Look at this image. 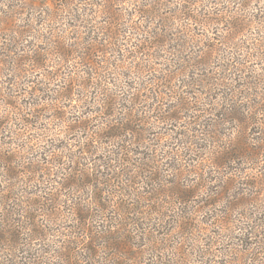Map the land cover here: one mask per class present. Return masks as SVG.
<instances>
[{
	"label": "rangeland",
	"instance_id": "1",
	"mask_svg": "<svg viewBox=\"0 0 264 264\" xmlns=\"http://www.w3.org/2000/svg\"><path fill=\"white\" fill-rule=\"evenodd\" d=\"M0 1L10 5L15 3L22 4L20 0ZM34 1L39 3V5H34L35 8L26 6L25 12L28 10L31 18L35 16L33 14H36L41 22L38 25V35L41 34L46 38L51 36L49 27H55L57 21L47 20V22L44 23V19L49 17L50 14L58 13L61 24L58 23L56 27L60 25L61 28L64 29H69V26H74L76 24H80L82 27V25L87 23H81L78 20H89V30H85L83 27V29L75 27L73 29V33H75L74 36L80 34V37H85L87 34L82 31H87L88 33V31L91 32L90 28H94L93 30H95V32L91 37L93 36L97 40L98 45L96 46H99V43L103 44L100 48L107 51L104 55L100 54L101 57H98L97 60L100 62L103 61L102 63L105 64V74H110L112 79H107V81L103 78L98 79L96 83L104 89L103 91H93V88L88 87L91 97L89 99L90 103L86 107L87 113L85 114L88 115L100 110L105 111V106H102L100 102H102L103 98L107 97L108 99H112L113 104H115H111L108 111L106 110L107 113L111 114V117L105 115L102 116L103 118L101 119L98 118V121H94V125H92L93 128L105 131L109 128H107L106 123H103V121L109 122L110 120V124L114 125L111 133L115 132L116 134H121L122 130L118 129V125L114 123L120 119L127 127L135 128L136 133H134V135L126 134V136H123L121 139L119 137L106 138L104 141L109 142H100L99 151L93 154L90 159L82 160L84 163L82 168L89 174L87 180H83L82 184H86L88 181L96 178L98 179L100 176L103 177V182L110 180V182L116 184L119 180L120 185H122L121 178H134V182H137V184L132 188V193H135L134 198H136V204L131 205L130 202L132 201H128V199L122 195L120 197L114 196V204L124 203L130 205L126 208L124 216H120L117 215L119 214L118 212L117 214L110 212L112 209H109L107 212H102L99 208L97 209L91 199V197L95 196V192L91 191L90 188L84 189L83 192L75 196L72 194L71 197L68 196V191H62L63 202H61V205H57L58 213L55 222H51L45 216L39 218L40 222L47 225L50 230V234L47 235V238L40 241L33 238L34 236L31 235L30 229L27 228L29 225L26 226L27 229H21V226L25 224L26 221L24 216L16 215L13 216L12 219H3V211H6V209L19 210L20 213L28 210L31 211V214L37 215L34 208L30 207L25 201L28 200L27 193L38 192L40 190V183H37L39 184L38 187H36V185L31 186L30 184L26 185L25 183H20L16 185L17 189L6 191L7 186L5 182H3L5 178H1V180H3L0 181V199L3 195L10 194L14 196L15 193H19L20 199L12 202L13 204H0V233H4L9 240L7 230H12L15 234L20 235L21 233L19 237L22 239L17 245L16 250L12 252L14 254H11L9 251V246L6 248V246L0 244V264H69L58 256L60 253L58 254L56 250H59L64 245L62 242L68 239L67 236H71L70 239H73V236L84 233L75 228L76 223L73 221L75 216L71 210L73 207V200L80 201L87 206L92 205L91 214L93 218H89V222L98 226V230H109L111 226V230L114 231V228L119 227L125 235L132 238V245L136 252L135 255L137 252L142 251V254L138 253L136 259L144 260L143 264H252V261L245 262L242 258L237 259L235 257L237 253L247 251L246 249L248 248L245 241L247 239L245 226L249 227L253 222L254 226H256L257 236L253 235L251 238V235H249V243L252 241L255 243L259 239L264 238V162L262 159L256 158L249 164H240L239 167L244 168V170L239 174L244 175V172H246L245 177H243L246 178L245 180H248L251 185L255 186H234L231 194H226V197L223 198L224 194H222V188L220 186L224 185L226 179L223 178L229 175L228 173L232 171L235 166L230 165L227 170L222 169L221 171H224V173L220 174L221 172H216L215 168L210 166V161H212L211 158L213 156L218 155L217 150L220 152L219 147L226 141L223 136L224 134L234 141L239 137L237 129L238 123L233 122V114L225 109L230 108V106L224 104L222 110L218 111L220 115L218 118L210 116L207 120V123L210 125L214 122L212 119H229L230 123L223 126L222 130L219 129L215 133L218 137H222L223 141L219 140L215 142V140H212L210 137L202 136L201 133H198L201 138L203 137V139L198 137L196 139L200 142L199 149H197L196 146L188 145L190 149L187 151H181L182 144L178 139H173V137H175V135L178 136L176 131L181 132V130H186L183 128V121L188 125V114L193 115L195 113L192 114L190 110L184 109L183 111L188 116V119L176 120L170 118V120H168V118L164 116V108H173V106L178 103L186 108H190L193 104L187 103V100H185L186 94L183 95V93L187 91L193 96H197V93H199L197 90L207 92L206 98L212 103L217 104L215 105L216 108L221 107L218 105V101L221 99V94L225 89L222 87L221 89L217 88L214 90L211 89V87H205L209 78L213 77V74H220V72H225L230 78H233V80L229 82H232L237 90H241L243 94H247L250 97L249 100L242 102L243 105L247 106L246 109L250 106L254 109H259L261 107V104L264 103V59L262 60L255 55L254 57L252 56L253 60H249L248 57L247 62H244L242 65L238 63L235 64V61L237 57L244 58V56H250L242 49L245 48V46L251 47L253 41L257 42L260 40L259 43L264 47V22H252V19L264 20V0H253V3L248 6V9L243 13L248 15V18L245 17L248 21L241 23L242 31L236 35L227 33L231 20L224 23V26L220 24L211 27L195 24L193 22L192 28H196L194 33L198 36V44L190 42V39L184 41L183 30L180 26L182 21H173L171 17L170 12L174 10L173 5L168 4V7H165L166 9H160L161 7H159L160 10L156 9L157 12L153 10V12H155L154 14H157L154 18L159 19V22L154 20L153 24L150 22L146 23L142 20L143 18L137 19L134 17L138 20V23L153 27V29L157 27V24L160 25L164 18H168L171 22L170 24L175 22L172 30L166 31L163 27V36L154 40L157 44L162 45L163 42H165V46L163 45L161 48L152 49L151 51L154 57L149 56L146 59L145 56L141 58L142 55L136 52L137 49L130 42L127 48L132 50L130 51L132 52L131 55L136 56L128 59L125 55L126 52L122 50L120 46L118 48L114 45L110 46L109 42L103 38L106 37L108 32L111 31V28H113L108 23V16H116L115 18L118 17L124 21L123 18L125 15L120 11L125 7L134 8L132 5L122 3L117 7L114 3L109 4L110 0H71L69 5H66V1L63 0ZM106 1L108 2L106 3ZM117 1L118 0H115V3H117ZM138 1L139 3L142 1L143 4H148L149 0ZM143 4H140V6ZM226 6L224 8H227ZM212 7L215 8L214 6ZM216 8L219 9L220 7L216 6ZM0 9L3 11L8 8L0 5ZM61 9L63 12H61ZM144 9L146 10L147 8ZM112 12L113 14H111ZM172 16H174V14H172ZM30 22L32 21H29V23ZM23 24L25 23L21 22L15 24V26ZM97 27L100 29L98 32L96 31ZM76 30L78 31L75 32ZM167 34L168 37H166ZM227 34L228 37H226ZM26 37L33 43L39 45L40 48L43 49L46 47L45 42H41L38 38ZM181 42L186 43L185 45H187V48L179 46ZM206 42L207 44H215L216 48H219L218 52L214 53L212 57L202 56L207 49L206 46H204ZM244 50L246 51L247 49L245 48ZM0 51H3L1 43ZM249 51L251 50H248V52ZM254 53L257 52L254 51ZM261 53L262 52L257 54ZM232 56L237 57L232 58ZM182 58H184L185 61L182 60ZM226 63L232 64L227 65L228 67L231 66L230 69L226 68ZM144 64H146L147 67H145ZM236 67L243 69V71L248 69L250 73L237 72ZM178 69H182V71L186 70L185 73H183L186 74L183 80H186L187 87H184L185 83H180L178 78L175 80L172 79L171 83L166 85L167 87H163L160 82L158 83L159 78L164 79V77H162L163 73L169 74V70L176 71ZM87 71H90L89 67L79 68L81 78H88ZM258 73L263 75H257ZM118 74L120 75L118 76ZM38 76V78L42 77L40 74ZM81 78L75 75V82ZM198 80L201 82L203 81V83L198 82ZM92 81L95 80L93 79ZM56 84L57 82H55V85ZM173 85H176V89L179 93H182L180 100H178L177 94L170 87ZM246 85H248L249 88ZM52 89H58V86H54L53 83ZM48 94L53 97L61 96V92L60 94H56L54 90L49 91ZM74 98L75 100L71 99L64 101V104L67 106L65 107L66 109H62L61 112L65 115V113L69 111L67 113L68 115L66 114L67 120L65 121H69L68 117H71L69 114L73 111V107L80 104L79 98L77 96ZM188 102H190V100H188ZM50 103L53 105H49V109L50 107L54 108V106H57L59 102L52 103L50 101ZM252 111L247 114L251 118V123H255L251 125V134H253L257 141L253 146H257L259 149V146L263 143L261 142L263 134L260 132L262 129H260L257 123L258 120L264 122V119H262L264 116L255 117L254 111ZM181 113L183 112L177 110L174 114H178L179 117ZM46 116L50 119L54 117L52 112H47ZM127 116H129L132 121L124 119L127 118ZM92 119L91 117V119L87 121ZM55 120L56 119L53 118L52 120L42 121V124L46 128H50L51 136H49V138H56L55 141L51 142V145L46 141L40 143V146H44L46 149H48V145L50 146L49 150L52 152L54 151V154L52 153V158L51 155H49L51 154L49 150H47V155L45 154V156H42L40 153H36L32 156L28 151H24L26 156L22 157H18V155L16 156L15 153H12V156H14L13 159L17 160V163L29 160L27 157L36 162H39L38 160L42 157L48 160H54L57 158L55 156L58 153L60 155L70 154L75 156V146L70 144H73L76 137L82 140V136L86 137L85 134H88V132L85 133L83 130H78L77 132L69 134L67 124L62 121L54 122ZM220 123L224 124L223 121H220ZM196 128L202 130L204 127L201 126L200 128L197 126ZM214 129L212 126H207L204 130L212 131ZM187 132L191 133L188 126ZM249 132L250 130L248 133ZM243 136L247 137L248 134L246 133ZM4 138L5 136L0 138V140L3 141ZM178 138H180V135ZM228 141H230V139H228ZM3 142L9 143V139L7 138ZM57 147H60L62 151H58L59 149ZM0 148L6 149L7 145L1 146ZM14 148H18V146L12 144L11 147L6 150L12 151ZM96 150H98V148ZM173 152H177L174 157H172ZM3 153L6 154L5 152H2V154ZM177 154L180 155L177 156ZM231 154H233V152ZM61 161L65 162L66 160L62 158ZM10 165H14V169L17 170V165L19 164L12 163ZM148 165L156 167V170H154L152 174L154 179L149 177L146 178L147 176L142 178L144 173L148 171ZM59 166L60 164H56L52 167L55 170L62 171ZM71 166H73V163ZM0 168H2V166H0ZM21 170H23V167ZM14 175L15 174L12 173V176ZM55 178L59 180L58 177ZM231 178H233V176H228L227 180H231ZM241 181L243 182L244 180L241 179ZM10 183H14V180ZM108 189L112 192L118 190V188L116 189L114 186L111 187L110 185ZM228 190L229 189H225V193H227ZM59 192L60 190L58 193ZM64 194H67V196H64ZM197 194H199L198 197H196ZM233 194H235L236 197H233ZM136 195H139L140 198ZM179 196H184L187 200H191L192 203L187 205L180 203L179 200L176 199ZM147 199H154L155 201L147 202ZM15 203H24V205L22 207ZM210 203H213V205L208 207ZM134 208L139 212L134 214L128 213V211H132ZM151 209L160 210L161 214H159V216L164 218V220H161V225L158 226L159 229L154 232L150 231V228H146L148 226L143 223H147L146 217L150 216L148 212H150ZM133 218L137 219L136 224L133 223ZM13 225H15L16 228ZM238 226L243 228L240 229ZM122 227H126L125 230H122ZM191 227L194 229L191 235H189ZM252 230L255 229L253 228ZM165 232L171 234L167 237V240L160 239L163 236L162 233ZM115 235L118 236L119 234ZM105 240L106 239L99 240L100 244L103 243L99 248L101 259L105 262V258H111L115 260L117 264H124L125 262L120 256L122 254H118L115 249L109 248ZM256 244L257 243L254 245ZM52 246H57L54 247L56 250H54ZM82 249L81 247V250L79 248L77 249L78 252L70 253L71 258H73L72 262L79 260V257L76 258L78 253L79 255L86 256ZM128 263L135 264L131 260H129ZM82 264H90V262H83Z\"/></svg>",
	"mask_w": 264,
	"mask_h": 264
},
{
	"label": "trees",
	"instance_id": "2",
	"mask_svg": "<svg viewBox=\"0 0 264 264\" xmlns=\"http://www.w3.org/2000/svg\"><path fill=\"white\" fill-rule=\"evenodd\" d=\"M63 1H66L65 4L69 5L71 0ZM20 2H22V4L15 3L10 5L4 4L2 1H0V5L6 6V8H8L7 10L3 11L0 9V43L3 46V51H0V138L5 136L4 140L7 138L9 139V143L3 142L4 140H0V147L7 145V148H9L12 144L18 146V148H14L12 151L6 150L7 148H0V166H2V168H0V181L3 180H1V178H5L3 182H5V185L7 186L6 191L17 189L16 185L20 183H25L26 185L30 184L31 186L36 185V187L39 186L37 183H40L41 188L38 192L36 191L27 193L28 200L25 201L30 207L34 208L37 215L31 214V211L28 210L20 213L19 210L6 209V211H3V219H12V217L16 215L24 216L26 219V225L23 224L21 229H30L31 235L34 236L33 238L35 240L41 241L47 238V235L50 234V230L47 225H44L40 222L39 218L41 216H45L51 222H55L58 213L57 205H61V202H63L62 191H68V196L71 197L72 194L75 196L80 192H83L84 189L90 188L91 191L95 192V196L91 197V199L93 200V203L97 209L99 208L102 212H107L109 209H112L110 212H114V214H117L118 212L119 214L117 215L120 216H124L126 213V208L130 205L124 203L114 204V196L120 197L122 195L123 197H126L128 201H132L130 202L131 205L136 204V198H134L135 193H132V188H134L137 184V182H134V178L123 177L121 178L122 185H120L119 180L116 184L110 182V180L103 182V177L100 176L98 179L96 178L94 180L88 181L86 184H82L83 180L86 181L89 176V174H87L82 168L84 165L82 160L90 159L93 154H96L97 151H99L100 142H109L104 141L106 138L109 139L119 137L121 139L123 136H126V134L134 135L136 132L135 128L127 127L120 119L114 123H116L115 125H118V129L122 130L121 134H116L115 132L111 133V130L113 129L112 127L114 125L110 124V120L109 122L103 121V123H106L107 128H109H103L106 129L105 131L93 128L92 125H94V121L99 120L98 118L101 119L103 118L102 116L105 115L111 117V114L107 113L106 110L108 111L111 104H115H113L112 99H108L107 97L103 98L102 102H100L102 106H105V111L100 110L92 112L88 115L85 114L87 113L86 107L90 103L89 99L91 97L89 94V88H93V91H103L104 89L96 83L98 79L103 78L105 81H107V79H112L110 74H108L109 76L105 74V64L102 63L103 61L100 62L97 60L98 57H101L100 54L104 55V53L107 51L103 48H100L103 46V44L99 43V46H96L98 45L97 40L93 36L91 37V35L95 32V30H93L94 28H90L91 32L88 31V33L87 31H82L83 33L87 34L85 37H80V34L74 36L75 33H73V29L75 27L89 30L88 25L90 24V21H84V19H80L78 21L81 23H87L82 25L83 28L80 24H76L74 26H69V29H64L61 28L60 25L56 27L58 23L61 24L58 13L50 14L49 17L44 19V23H46L47 20H54V22L57 21V23H55V27H49L51 36L46 38L41 34L38 35V25L41 22L39 21L36 14H33L35 16L31 18L29 16V11L27 10L25 12V9L28 6L29 8H35L34 5H39V3L35 2L34 0H20ZM107 2L108 1H106V3ZM140 2L141 3H139L138 0H118L117 3H115V0L109 1V4L114 3L117 5V7L122 3L132 5L134 7H125L120 11L125 15L123 18L124 21L121 18H115L116 16H108V23L113 28H111V31L108 32L106 37H103L107 42H109L110 46L114 45L117 48L120 46V48L126 52L125 55L128 59H130V57L136 56L131 55L132 52L130 51L132 50L127 48L129 42L135 46L137 49L136 52L142 55L141 58H143V56H145V59L149 56L154 57L151 50L161 48L165 44V42H163V45L157 44L154 42V40L163 36V27L166 31L172 30L174 28L173 25L175 24V22L170 24L171 22L169 19L164 18L163 22L160 25L157 24V27L153 29V27L144 26L143 24L138 23L136 18H143L142 20H144L146 23L150 22L153 24L154 20L159 22V19L154 18L157 16V14H154L157 12L156 9H166L165 7H168V4L173 5L174 10L170 12L171 17L173 21H182L180 26L183 30L184 41L190 39V42L198 44V36H196L194 33L196 28H192L193 22L195 24L211 27L214 25H223L224 23H227L228 20H231L229 22L230 24L229 28L227 29V33L236 35L242 31L241 23L248 21L245 18H248V15L243 13L248 9V6L253 3V0H149L148 4H143L142 1ZM140 4L143 5L140 6ZM216 6L220 8L218 9ZM225 6L227 8H224ZM159 7L161 8L159 9ZM144 8L147 9L145 10ZM153 10L156 11L153 12ZM61 12H63L62 9ZM111 14H113V12ZM172 14H174V16H172ZM29 21L32 22L29 23ZM21 22H24L25 24L15 26V24ZM252 22L260 23L264 22V20L252 19ZM99 30L100 29L97 27L96 31L98 32ZM77 31L78 30L75 32ZM228 34L226 37H228ZM26 36L38 38V40H41V42H45L46 47L43 49L40 48L39 45L33 43ZM166 37H168V34ZM259 42L260 40L257 42L253 41L251 47L245 46L247 49L246 51L244 50L245 48L242 49L250 56H244V58L232 56V58L237 57L235 64L238 63L239 65H242L244 62H247L248 57L249 60H253L252 56L254 57L255 55L263 60L264 47H262V44ZM183 43L184 42H181L179 46L182 48H187V45H185L186 43ZM204 46H206L207 49L205 54L202 56L212 57L214 53L218 52L219 49L216 48L215 44H207V42L204 43ZM248 50L251 51L248 52ZM254 51L257 53H262L257 54L254 53ZM182 60L185 61L184 58H182ZM227 65L232 64L226 63L225 65L227 69H230L231 66L228 67ZM144 66L147 67L146 64H144ZM82 67H89L90 71H87L88 74L86 73L88 78H81V70L79 72V68ZM185 71L186 70L182 71V69H178L176 71L169 70V74L163 73L162 77H164V79L159 78L158 83L160 82L162 83L163 87H167L166 85L170 84L172 79L175 80L178 78L180 83H185L184 87H187L186 80H183L184 76L186 75L183 74ZM236 71L245 72L246 74L250 73L248 69L243 71V69L237 67ZM39 74L42 76L41 78H38ZM120 74H118V76ZM75 75L81 78L80 80L78 79L77 82H75ZM257 75L263 74L258 73ZM212 76L213 77L209 78L207 81L205 87H211V89L214 90L217 88L221 89L222 87L225 89L221 94V99L218 101V105L221 107L216 108L215 105L217 104L212 103L208 98H206L208 93L203 92V90H197L199 91L197 96H193L190 92L185 91L183 93V95L186 94L185 100H187V103L193 105L190 108H186L182 104L180 105L178 103L177 105L173 106V108L165 107L164 116L165 118H168V120H170V118L183 120L188 119L189 116L188 125H186V123L183 121V128L186 130H181L180 128L181 132L176 131L178 136L180 135V138H178L177 135L173 137V139H178L182 144L181 151H187L190 149V146L188 145L196 146V148L199 149L200 142L196 139L197 137L203 139V137L201 138L198 133H201L202 136L204 135L206 137H210L212 140H215V142H218L219 140L223 141L222 137H218L215 133L219 129L222 130L223 126L229 124V119H212L214 122L210 125L207 123V120L210 116L218 118L220 116L218 111L222 110L224 104L230 106V108L225 109L233 114V122L238 123L237 129L239 137L234 141L232 138H228L226 134H222L226 141L219 147L220 152L217 150L218 155L213 156L211 158L212 161H210V166L215 168L216 172H221L220 174L224 173V171H221L222 169L227 170L230 165L235 166L233 170L228 173L229 175H226L225 177L223 176V179L226 180L224 185H221L220 187L222 188V194H224L223 198H225L226 194H231L234 186H255L251 185L248 180H245L246 178L244 177L246 172H244V175H240L244 168L239 167V165L242 163L249 164L251 161H253V159L256 158L262 159L264 162V122L258 120L257 123L260 126V129H262L260 132L263 134V137L261 138V142L263 143L258 149L257 146H253L257 143V141L253 134H251V125H254L255 123H251V118L247 114L253 110L255 117L264 116V103L261 104L259 109H254L252 106L246 109L247 106L243 105L242 102L249 100L250 97L247 94H243L241 90H237L236 86L233 85L232 82H229L233 80V78H230V76H228V74L225 72L213 74ZM93 79L95 81H92ZM55 82H57L56 85ZM198 82L203 83V81L201 82L200 80H198ZM53 83L54 86H58V89H52ZM246 86L248 87V85ZM170 87L177 94L178 100H180L182 93H179V91L176 89V85ZM52 90H54V93L56 94H60L61 92V96H50L48 92ZM75 96L79 98L80 104L75 107L72 106L73 111H71L69 114L71 117H68L69 121H65L67 120L66 114L69 111H67L65 115H63V112H61V110L66 109L65 107L67 106L64 104V101L71 99L75 100ZM188 100H190V102H188ZM50 101L52 103L59 102L60 104L58 103L57 106H54V108L50 107L49 109V105H53L50 103ZM184 109H188L192 114H195H188L187 116L183 111ZM177 110L183 112L179 115V117L178 114H174L177 112ZM47 112L53 113V118L56 119L54 122L62 121L63 123H66L69 129V134L77 132L78 130H83L85 133L88 132V134H85L86 137L82 136V140L76 137L75 139L77 141L74 140L73 144H70L75 146V156L70 154L60 155L58 153L55 156L58 159L56 158L54 160H48L45 159V157H42L40 160H38L39 162H36L33 159L27 157L29 160L17 163V160L13 159L14 156H12V153H15V155H18V157L26 156L24 151H28V153L32 156H34L36 153H40L42 156H45V154L47 155V150L50 149V146L48 145L49 147L47 146L48 149H46L44 146H40V143L46 141L51 145V142L55 141L56 139L49 138V136H51L49 130L50 128H46L42 124V121L44 120L47 121L53 119H50L46 116ZM91 117L93 119L87 121L88 119H91ZM124 119L132 121L129 116ZM220 121H223L224 124H221ZM187 126L191 133L187 132ZM197 126L200 128L202 126L204 128L200 130L196 128ZM207 126H212L213 129H215L212 131L204 130ZM248 129L250 130L249 133ZM246 133L248 136L244 137L243 135ZM228 139H230V141H228ZM57 148L59 149L58 151H62L60 147ZM97 148L98 150H96ZM2 152H5L6 154H2ZM49 152L51 153L49 155H51L52 158V153L54 154V151L52 152L49 150ZM232 152L233 154H231ZM176 153L177 152H173L172 157H174ZM179 155L177 154V156ZM62 158H64L66 161H61ZM12 163L19 164L17 165V170L14 169V165H10ZM72 163L73 166H71ZM56 164H60L59 168H61L62 171L55 170L52 167ZM22 167L23 170H21ZM147 169V173H144L143 176L141 175L142 178L147 176L146 178L149 177L154 179L152 174L154 173L153 171L156 170V167L148 165ZM12 173L15 175L12 176ZM228 176H233V178H231V180H227ZM55 177H58L59 180H57ZM241 179L244 181L242 182ZM13 180L14 183H10ZM109 185L111 187L114 186L116 189L118 188V190L116 192L110 191L108 189ZM58 188L60 190L59 193ZM225 189H229L227 193H225ZM18 194L19 193H15L14 196L10 194L3 195L0 199V204L7 205L8 203H12L15 200H19L20 198ZM198 195L199 194H197L196 197H198ZM64 196H67V194H64ZM136 196L140 198L139 195ZM232 196L236 197L235 194ZM176 199H178L180 203L186 205L192 203L191 200H187L184 196H179ZM150 201L155 200L147 199V202ZM15 204L22 207L24 205V203ZM72 205L73 207L71 210L75 216L73 218V221L76 223L75 228L83 231L84 233L78 236H73V239H70L71 236H67L65 234L68 239L64 238L65 240L62 242V244H64L62 247L64 248L61 247L59 250H56L54 247L57 246H52L54 250L58 251V254L60 253L58 256H60L62 260H65L69 264H82L83 262H90V264H117L115 260H112L111 258H105V262L103 259H101L102 257L99 254V248L103 243L100 244L99 240L106 239L105 243H107L109 248H113L118 254H122L120 256L121 259L124 260V264H129V260L133 261L135 264H143L144 260L136 259L138 253L142 254V251L137 252L135 255L136 252L132 245V238L125 235L119 227L114 228V231L111 230V226L109 227V230H98V226L89 222V218H93V215L91 214L92 205L87 206L76 200H73ZM210 205H213V203L208 204V207H210ZM138 212L139 211L135 210V208L132 211H128V213L133 214ZM148 213L150 216L146 217L147 223H143L148 226L146 228H150V231L154 232L155 230L159 229L158 226L161 225V220H164V218L159 216L161 211L157 209H151ZM133 223L136 224L137 219L133 218ZM27 225L29 226L26 228ZM13 226L16 228L15 225ZM125 228L126 227H122L121 229L125 230ZM238 228L241 229L243 227L238 226ZM244 228L246 229L247 239L245 241L248 248L246 249L247 251L237 253L235 258H242V260L245 262L252 261V264H264V238L256 241V245H254L255 243L253 241L249 243V235H251V238L253 235L257 236L256 226H254L253 222L252 225L249 227L245 226ZM253 228L255 230H252ZM193 229L194 228L192 227L190 228L189 235H191ZM7 232L9 234V240L7 239L6 235L1 232L0 244H3L6 246V248L9 246V251L11 254H14L12 252L16 250L17 245L22 239L19 237L21 236V233L20 235L15 234L12 230H7ZM166 233L167 232L162 233L164 237L162 236L160 239L167 240V237L171 233ZM115 234L119 235L117 236ZM81 247L83 248L82 250L85 252L86 256L79 255L78 253L76 258L79 257V260L72 262L73 258H71L70 253L78 252L77 249L79 248L81 250Z\"/></svg>",
	"mask_w": 264,
	"mask_h": 264
}]
</instances>
